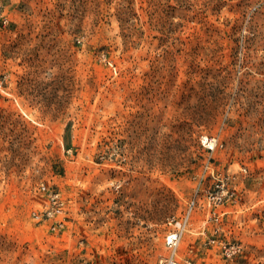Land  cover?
<instances>
[{"label": "rangeland", "instance_id": "rangeland-1", "mask_svg": "<svg viewBox=\"0 0 264 264\" xmlns=\"http://www.w3.org/2000/svg\"><path fill=\"white\" fill-rule=\"evenodd\" d=\"M0 12V264H264V0Z\"/></svg>", "mask_w": 264, "mask_h": 264}, {"label": "built area", "instance_id": "built-area-1", "mask_svg": "<svg viewBox=\"0 0 264 264\" xmlns=\"http://www.w3.org/2000/svg\"><path fill=\"white\" fill-rule=\"evenodd\" d=\"M0 18L3 21H7V17L0 12ZM42 188L45 189L46 186L42 185ZM194 201L189 203V208L181 219H176L172 217L171 221H174L175 227L166 234L165 242L169 248V253L165 257L161 258V262L164 264H183V261L178 256V246L181 240V237L186 229V225L190 216V212L193 208ZM65 200L61 196L60 192L57 190L48 191V202L46 206L41 210L32 211V216L36 220H46L49 219L50 228L54 232H63L66 227V215H65ZM232 252L239 250V245H230ZM229 249V248H228ZM188 264H194L191 260H186Z\"/></svg>", "mask_w": 264, "mask_h": 264}]
</instances>
